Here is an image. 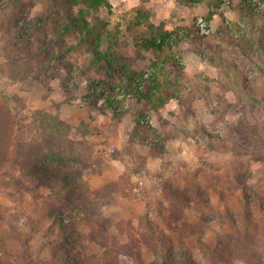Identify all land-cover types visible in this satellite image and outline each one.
<instances>
[{
  "label": "rangeland",
  "instance_id": "1",
  "mask_svg": "<svg viewBox=\"0 0 264 264\" xmlns=\"http://www.w3.org/2000/svg\"><path fill=\"white\" fill-rule=\"evenodd\" d=\"M236 1L107 0L101 16L121 42L119 69L108 73L89 67L75 32H52V20L75 10L0 0V264H166L187 255L185 264H261L264 0ZM14 14L46 19V45L31 47L34 34L20 40ZM162 29L181 34L159 76L169 75L184 103L151 112L140 98L154 73L145 46ZM41 63L50 66L40 74ZM115 92L123 114L107 115ZM247 196L262 199L250 209L253 229ZM247 233L249 253L229 254Z\"/></svg>",
  "mask_w": 264,
  "mask_h": 264
},
{
  "label": "trees",
  "instance_id": "2",
  "mask_svg": "<svg viewBox=\"0 0 264 264\" xmlns=\"http://www.w3.org/2000/svg\"><path fill=\"white\" fill-rule=\"evenodd\" d=\"M61 3V6H63L65 9L70 8L73 11L75 10L73 16L66 18L63 22L62 21H56L52 20V23L54 24V27L52 29V32L56 35H60L59 29L64 27V31L66 32V35H72L74 32L77 34V36L80 39V46L82 47H88V51L86 52V55H89L90 61H89V67L93 69V66L98 67L101 70L107 71L109 73V69L116 71V69H119L118 67L120 64L118 63V56L114 54L116 49L120 48L121 42H120V31L119 30H112L109 28V26L105 23L104 18L101 16V12L103 11L104 7H109V4L107 3V0H56ZM245 6L246 2L243 0H237L235 4L241 3ZM21 4L20 2H18ZM18 5V4H17ZM238 6V5H237ZM252 14L253 11H251ZM14 17H17L19 20V23L21 25V33L18 34V37L20 40L23 39H31L32 34H34L37 38L36 42H32L31 47H37L42 48L46 45L48 35L44 32V22H46V19L41 20H35L27 21L20 19V16L18 14H14ZM14 19V18H13ZM46 31V30H45ZM45 34V35H44ZM180 32H168L166 30L162 29L161 37L160 39L153 40L152 42L146 43L147 48L152 50L153 55L155 56L154 61L152 64L154 65V73L149 77V90L147 95H141L140 98L143 101L144 106L151 112H159L169 101L175 99L180 101L181 103H184L183 101V95L181 93L176 92L174 89V82L169 80V75L167 74L166 79H162L163 76H159L161 74L166 76V73H168V64H172L171 57L168 56L166 52V47H171L168 44H170L171 41H173L175 38L180 39ZM261 38L264 37V29L261 31ZM227 37V36H226ZM231 42L234 41V38L229 36L227 37ZM33 39V38H32ZM31 39V40H32ZM187 39L194 42V44H197V40H201L198 36L197 40L190 35ZM178 40V39H177ZM176 40V41H177ZM175 42V41H174ZM240 45H243L242 42H239ZM264 44L262 43V46ZM50 64L41 63L40 65V71L42 72L48 71ZM126 68L125 66H122V69ZM90 71V70H89ZM86 72V73H89ZM122 77L128 78L132 73L128 70L122 71ZM136 75L137 74H132ZM142 77V75H139ZM134 77V76H132ZM112 78V77H111ZM124 79V78H122ZM99 83H102L104 86L109 85L107 77L105 78H97L96 80ZM121 87V86H120ZM249 89V88H248ZM121 91V88H120ZM119 91V94H120ZM127 92H135L133 91L132 85L130 87H127ZM251 91V88L250 90ZM115 94H109L105 98V108L104 111L107 115H121L122 108L124 106V100H119L118 98L114 99ZM147 97V98H146ZM146 98V99H145ZM64 185V184H62ZM65 191L67 193L77 194L76 188L73 184L67 183L65 186ZM261 197H246L245 198V206H246V222L248 223L249 228H255L254 217L252 218L251 214V208L254 203L261 202ZM187 201V199H186ZM61 209V208H60ZM264 210V206L262 207ZM264 215V214H263ZM234 218L237 217V219L240 218V216L237 214L233 215ZM182 220H180V224ZM60 224H63V221H59ZM239 221L235 220L232 222V227L239 226ZM243 235V234H242ZM238 236H241L240 234ZM250 235L247 233L246 237L242 239L240 238V246H235L234 244H231V249H226L229 254L233 255L237 249H241L242 251H245V254H248L249 251L252 249V242H249ZM203 245L204 242H203ZM223 246L224 244L221 243ZM226 248L229 247L228 244H226ZM213 252L218 256L220 261H223L222 254L223 252L216 248L213 250ZM165 259V258H164ZM191 260V256H183L181 260L178 262H173V260H167L166 264H185L187 261ZM172 261V262H171ZM261 264H264V257L259 262ZM252 264V263H250Z\"/></svg>",
  "mask_w": 264,
  "mask_h": 264
}]
</instances>
